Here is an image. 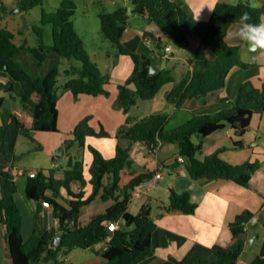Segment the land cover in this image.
I'll list each match as a JSON object with an SVG mask.
<instances>
[{
  "label": "trees",
  "instance_id": "obj_1",
  "mask_svg": "<svg viewBox=\"0 0 264 264\" xmlns=\"http://www.w3.org/2000/svg\"><path fill=\"white\" fill-rule=\"evenodd\" d=\"M133 5V12L146 16L175 42L185 44L190 36H198L215 53L210 59L201 52H195V68L180 82H177L170 69L151 72L154 59L148 54H140L123 42L124 33L130 24L131 16L127 6H120L111 11L103 8L99 13L101 30L117 48L119 54L132 56L135 67L131 76L119 85L116 106L129 113L139 99H152L168 83H174L166 98L176 108L199 95L223 88L235 66H247L241 61L240 47L226 42L224 33L234 23H238L242 13L247 12L253 22L263 19L264 2L261 6L253 5L249 0L234 3L219 1L215 12L206 21H194L195 17L185 0H128ZM20 10L29 11L44 3V0H16ZM77 4L75 0H62L53 11L43 10L38 24L33 30L37 43L30 45L27 41L17 43L15 32L2 24L8 5L0 0V74L13 80L12 91L25 99V103L34 94L38 96L33 107L32 125L16 113H12L5 125H0V148L7 161L14 164L17 159L16 146L18 138L25 135L36 141L35 132H56L59 130V86L60 65L63 58L74 60L67 69L69 79L62 88L74 95L91 94L109 95L107 85L111 82L110 72L103 73L98 64L91 58L83 37L78 32L74 15ZM51 27L52 44L45 39L47 27ZM159 46L161 44L159 43ZM31 58L29 61L27 58ZM45 64L48 70L39 73ZM17 82L21 92L17 91ZM4 98H0L1 101ZM254 113H264V83L261 88L251 83L241 86L233 106L209 114H193L179 126L168 128L170 116L159 111L135 119L128 115L127 128L123 126L118 137L127 140V145H117L116 154L106 158L100 150L91 147L93 161L89 167L91 177L86 178L84 160L80 157L69 159L64 178H57L54 169L46 174L45 168L38 169L36 176H28L26 197L39 203H50L52 216L59 219V229L42 227L41 208L34 213V228L26 239L23 233L24 214L17 200L18 183L10 169H0V228H6L5 238L8 254L13 264H41L54 262L62 264L60 254L63 250L69 254L75 248H94L99 243L107 242V248L101 251L105 264H143L154 256L153 235L158 224L152 216L150 206H143L140 212L129 210V202L137 186L152 179L157 170L135 174L123 183L122 173L132 165L131 149L135 143H147L153 140L158 143H174L181 155L186 157V166L190 177L200 179H227L248 186L259 162L246 161L232 164L221 158L219 151L200 159L197 155L203 144L194 141L195 135L208 136L227 125L238 131L236 122L242 120L243 133L251 123ZM250 114V116L248 115ZM91 116L83 118L73 129L74 138L67 140L69 149L78 144L86 146L90 136L108 137L110 134L102 128L97 131L91 125ZM242 146V140L236 142ZM42 147V145H39ZM79 180L82 190L75 192L71 182ZM88 181L93 190L86 195L84 187ZM65 187L69 198L60 199L61 189ZM52 189L54 194L47 195ZM99 195L104 200L112 199L113 203L105 212L94 215L84 223L80 220L81 210ZM167 210H181L194 214L198 203L192 200L189 191L170 193ZM264 213V210H262ZM256 214L251 210L239 213L230 223L235 239L229 246L220 244L206 245L196 242L182 259L170 257L164 264H237L244 248L245 239L241 234L250 227L251 219ZM117 222V228L109 231V221ZM181 239L185 237L180 236ZM0 264H2L0 262ZM248 264H264V254Z\"/></svg>",
  "mask_w": 264,
  "mask_h": 264
},
{
  "label": "crops",
  "instance_id": "obj_2",
  "mask_svg": "<svg viewBox=\"0 0 264 264\" xmlns=\"http://www.w3.org/2000/svg\"><path fill=\"white\" fill-rule=\"evenodd\" d=\"M8 5V12L12 9V3H17L16 0H4ZM112 2L111 11L116 10L120 6H132L128 0H110ZM189 5L190 11L195 17V10L199 7L200 0H185ZM232 3L229 0H218ZM105 8V6H103ZM212 13H209L207 8L202 11L199 20L206 21ZM130 24L128 25L123 42L131 49L140 54H148L154 59V64L160 69H170L177 82H180L190 71H192L196 63L193 60L195 52H201L210 59L215 58L213 50L203 43L196 36H190L188 44L189 50L185 48V44H176L171 36L163 32L156 24L151 22L146 16L133 12L131 15ZM141 17L142 24L134 25V19ZM10 19H7L6 14L2 20V24L9 28ZM264 19V16H263ZM76 25V24H75ZM237 23H234L231 28H234ZM11 29V28H9ZM15 32V29H11ZM102 31V30H101ZM24 33V32H23ZM29 34L31 32H28ZM16 34V32H15ZM26 33H24V41H26ZM22 38V37H21ZM17 34L15 41L17 40ZM84 39V38H83ZM151 39V43H149ZM22 41V43L24 42ZM85 42V40H84ZM230 45L240 47V56L246 53L249 56H256L255 53L247 52V47L239 41L227 40ZM29 43V42H28ZM86 43V42H85ZM159 43L162 47L159 46ZM30 44V43H29ZM32 45V44H30ZM86 45V44H85ZM171 45L173 47L170 53L165 52V47ZM114 47V46H113ZM115 51L112 54L116 57V62L109 69L111 74V82L107 85L109 95L99 94H80L74 95L71 91H62L58 99L59 107V130L56 132L36 131L35 137L38 140L44 139V148L49 152H56L62 146L67 145V151L61 154L65 161L55 163L54 175L57 178H64L70 157H81V147L74 144L69 149V144L66 142L74 138L72 133L74 127L85 117L91 116V125L100 131L104 128L110 136H114L120 132L125 126L128 115L135 119H141L135 112V107H139L142 99H139L137 105L132 107L129 113H126L122 108L116 106V100L119 92V85L124 83L132 74L135 67V62L132 56L128 54H119L118 48L114 47ZM88 50V49H87ZM89 54L90 51L88 50ZM108 58H111V52ZM91 56V54H90ZM92 58V56H91ZM247 66H235L228 78L226 85L216 91L209 92L206 95H199L188 99L181 108H176L172 104L168 106L171 110V116H178L180 125L189 119L193 114H209L221 111L233 106L240 88L245 83H251L256 88H261L264 83V57L252 60L246 63ZM0 80L7 82L9 77L0 74ZM174 83L169 86L164 92L172 89ZM17 91L21 92V87L16 85ZM0 92V98H4L0 105V125H5L10 120L12 113L18 114L27 125H32L33 122V107L38 96L34 94L29 101H32L30 111H27L25 101H21L18 96L14 100L9 96L3 88ZM156 97V96H155ZM150 99L151 101L155 99ZM81 106V108H79ZM163 111V110H161ZM159 112L152 109L151 113ZM170 116V115H169ZM170 116V117H171ZM127 128V125L125 126ZM21 137V136H20ZM20 137L18 138V147ZM91 137V136H90ZM97 137V136H96ZM109 137V136H108ZM101 138V137H99ZM194 141L203 144L202 151L197 155L203 159L205 156L219 151L221 158L232 164H241L246 161H257L261 163L260 170H256L248 186H243L235 181L227 179H200L196 180L190 177L186 162L180 161L181 156L179 147L174 143H159L158 152L153 155L149 152L147 143H135L131 150L132 165L122 173L123 183L128 182L135 174L146 172L149 170H157L162 177L158 183L150 184L151 181H146L140 185V194H133L129 202V210L133 213H138L143 206H150L152 216L158 224L157 230L153 235L154 256L143 264H164L170 257L176 259L184 258L191 250L196 242L206 245L220 244L229 246L234 243L235 239L230 229V223L236 216L244 210L253 211L258 217V221L250 225L249 228H255V236L250 235V242L245 239L244 251L238 260L237 264H248L254 262L260 255L264 254V221L259 222L264 206V113H254L250 125L246 132L241 136L232 126L227 125L223 129H219L208 136L195 135ZM242 140L243 145L238 146L236 142ZM87 141V140H86ZM42 144V145H43ZM87 144V143H86ZM116 148L110 144V154H116ZM104 153V151H101ZM108 158V154H103ZM260 166V165H259ZM10 169L14 174L18 183L19 189L17 200L19 202L20 191L24 203H28L27 211L24 210L19 202L24 214L23 233L31 232L34 228V213L38 207L41 208L42 227L47 230L49 228H58L59 222L56 218H49V208L42 202L30 200L26 197V184L28 180V171L37 170L38 168L26 169L23 165L12 164L7 161L0 148V169ZM259 168V167H258ZM46 174H50L49 169L45 168ZM86 175V173H85ZM21 177H25L24 191L20 187ZM91 175H86L89 179ZM71 188L75 192L82 190L81 181L73 180ZM178 192L189 191L192 195V200L198 203V208L194 214H188L181 210L169 211L166 206L170 201L171 190ZM66 189L61 188L60 199L69 198ZM86 195H89L93 186L88 181L84 187ZM47 195H51L46 191ZM2 195L0 186V197ZM113 203L112 199L104 200L99 195L91 203L84 206L81 210L80 220L84 223L98 214L105 212L106 209ZM27 227V228H26ZM6 228L1 224L0 228V262L2 264H13L11 257L8 254V246L5 238ZM31 235V234H30ZM180 236L185 237L181 239ZM105 242L99 243L94 248H75L69 254L63 250L60 254L63 260L62 264H105V258L101 251L107 248ZM39 264V263H38ZM54 264V262L42 263Z\"/></svg>",
  "mask_w": 264,
  "mask_h": 264
},
{
  "label": "rangeland",
  "instance_id": "obj_3",
  "mask_svg": "<svg viewBox=\"0 0 264 264\" xmlns=\"http://www.w3.org/2000/svg\"><path fill=\"white\" fill-rule=\"evenodd\" d=\"M62 0H44V3L42 5H39L29 11H23L20 10L17 6V3H12L9 1V4H12V9L5 13L7 16V19L11 17L9 28L15 29V32L18 37V41L22 43L24 41V33H26V41L29 42L32 45H35L37 43V35L33 30L34 24H38L40 22L41 14L43 10L46 11H53L55 10L61 3ZM232 3L239 2V1H247V0H229ZM253 5L261 6L264 2V0H249ZM77 4V10L76 14L74 15V20L76 24V28L80 35L84 38L86 48L90 51V54L92 56L93 61H95L100 70L103 73L109 72V69L114 65L116 62V57L112 54L113 51H115L114 47H116L108 38H106L102 31H101V23L99 18V13L103 9V6H105L106 9H112L113 5L110 0H75ZM138 19H134V25H139L143 23V20L141 17H137ZM132 21V20H131ZM24 32V33H23ZM28 32H31L30 34ZM22 37V38H21ZM45 39L48 44H52V32L51 27H47L45 31ZM178 45L180 43L174 42ZM114 46V47H113ZM117 48V47H116ZM111 52V58H108V55ZM29 61H32L31 58H27ZM74 63V60H70L68 58H63L62 63L60 65V75L58 78V86H59V95L63 90L62 86L63 84L69 79V76L66 74V69ZM49 64H45L41 70H39V73H43L46 70H48ZM110 67V68H109ZM4 82L0 80V84ZM172 83L166 84L156 95L154 100L150 99H142L140 102L139 107H135V112L138 115V117H145L146 115H149L152 111V109L168 113L171 116V110H168V106H171L167 100V98L164 96V92L166 89L171 86ZM17 85L21 86L20 83L17 82ZM2 88L0 86V92ZM27 111L31 110L32 107V101H28L26 104ZM81 108V106L79 107ZM180 120H178V116H171L169 119V123L167 125L168 128L179 126L177 125ZM126 126V125H125ZM119 134V133H118ZM36 138V137H35ZM44 139L38 140L36 138V141H32L30 138H28L25 135H21L20 141L18 144V147L16 149V155L18 156L15 160V164L17 165H23L26 169L30 168H47L50 169L53 166H55V157L57 156L58 149L56 152H49L47 149L44 148ZM86 146L83 148L81 147V158L84 160L85 164V173L86 175L90 174L89 167L93 161V151L91 147H95L103 154H108V158H111L112 154H110L109 148L110 144L114 145V148L117 147L118 144H121L123 146L127 145V140L124 138L118 137L116 134L114 136L109 137H96L91 136L87 138ZM43 144V145H42ZM39 145H42L40 147ZM132 150V149H131ZM115 156V155H114ZM107 158V157H106ZM62 163L66 162L64 157H61ZM58 161V162H59ZM56 167V166H55ZM260 166L257 170H260ZM24 183H25V177H21L20 180V187L22 191H24ZM66 189L65 187H62ZM61 189V188H60ZM66 191V190H65ZM49 194H54L52 189L48 190ZM22 192L20 191V197L19 202L21 203V206L24 210L27 211L28 203L23 202L22 198ZM27 228V227H26ZM31 232L25 231L26 237H29ZM42 264V263H41Z\"/></svg>",
  "mask_w": 264,
  "mask_h": 264
},
{
  "label": "clouds",
  "instance_id": "obj_4",
  "mask_svg": "<svg viewBox=\"0 0 264 264\" xmlns=\"http://www.w3.org/2000/svg\"><path fill=\"white\" fill-rule=\"evenodd\" d=\"M218 0H200L199 7L195 10L194 21H199L202 11L207 8L209 13L215 12ZM227 40L239 41L246 45L247 52L255 53L256 56H249L242 53L241 61L244 63L264 57V19L257 22L247 13H242L237 25L224 33Z\"/></svg>",
  "mask_w": 264,
  "mask_h": 264
},
{
  "label": "water",
  "instance_id": "obj_5",
  "mask_svg": "<svg viewBox=\"0 0 264 264\" xmlns=\"http://www.w3.org/2000/svg\"><path fill=\"white\" fill-rule=\"evenodd\" d=\"M132 13H133L132 6H129V7H128V14L131 15ZM185 48H187V49H189V50L192 51V49L190 48L188 42L185 43ZM158 70H159V68H158L157 65L153 64V65L151 66V72H152V73L157 72ZM13 84H14L13 80H9V81H7V82H2V83L0 84V86H1V88H3L6 92L9 93V96H10L11 98H13L14 100H17V99H18V95H15V94L13 93V91H12ZM21 101L24 102L25 99H24V98H21ZM248 115L250 116V114H248ZM236 126L239 128V129H238V133H239V134H242V133H243V130H244V128H243L244 125H243L242 120L237 121V122H236ZM147 146H148V150H149V152H150L151 154H153V155H156V154H157V152H158V148H159V143H158V142L153 141V140L147 141ZM65 151H67V145L64 144V146H62V148L60 149V151H58L57 156H56L55 159H54V161H55L56 163H58L61 154H63V152H65ZM263 221H264V215L262 214V215L260 216V218H259V222H263ZM110 232H111V231H110ZM255 233H256L255 228H249L248 230H246L245 232H243V233L241 234V237H242L243 239H247V240L250 242V238H249L250 235L252 234L253 236H255Z\"/></svg>",
  "mask_w": 264,
  "mask_h": 264
},
{
  "label": "built area",
  "instance_id": "obj_6",
  "mask_svg": "<svg viewBox=\"0 0 264 264\" xmlns=\"http://www.w3.org/2000/svg\"><path fill=\"white\" fill-rule=\"evenodd\" d=\"M148 42L151 43V39H149ZM172 49H173V47H172L171 45H167V46L165 47V52H166V53H170V52L172 51ZM179 159H180V161H182V162H186V157L183 156V155H181V156L179 157ZM37 172H38L37 170H31V171H28V174H29L30 176H36ZM161 177H162V174H161L160 172L156 173L155 176H154L152 179L149 180V181H151L150 184L158 183V181L160 180ZM140 192H141V190H140V185H139V186H137L136 189L133 191V194H138V193L140 194ZM44 204L49 208V218L51 219L53 216H52V212H51V206H50V203L47 202V201H45ZM263 210H264V206H263ZM56 219H57L58 222H59V219H58V218H56ZM257 221H258V217H257V216H254V217L251 219V221H250V225L253 224V223H256ZM116 228H117V222L112 221V220L109 221V223H108V229H109V231H113V230H115ZM248 229H249V226H248ZM248 229H247V230H248ZM110 239H111V236L108 237V239L105 241V243H107Z\"/></svg>",
  "mask_w": 264,
  "mask_h": 264
}]
</instances>
